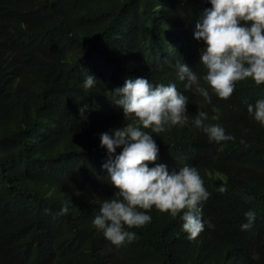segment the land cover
Instances as JSON below:
<instances>
[{
  "label": "trees",
  "instance_id": "16d2710c",
  "mask_svg": "<svg viewBox=\"0 0 264 264\" xmlns=\"http://www.w3.org/2000/svg\"><path fill=\"white\" fill-rule=\"evenodd\" d=\"M205 7L207 0H0V264H264V127L244 103L264 99V86L240 81L228 100L209 89L208 104L175 75L177 62L204 72L193 31ZM87 74L98 80L89 90ZM137 77L175 83L190 120L215 109L220 119L211 122L235 138L209 143L191 123L153 134L156 163L196 167L210 193L194 241L179 217L155 209L150 224L131 229L138 239L120 248L92 226L99 202L114 193L99 136L123 126L113 91ZM64 205L68 214L57 215ZM250 210L254 226L241 231Z\"/></svg>",
  "mask_w": 264,
  "mask_h": 264
},
{
  "label": "clouds",
  "instance_id": "9594fccd",
  "mask_svg": "<svg viewBox=\"0 0 264 264\" xmlns=\"http://www.w3.org/2000/svg\"><path fill=\"white\" fill-rule=\"evenodd\" d=\"M207 3L210 7L202 10L193 31V38L203 44L199 57L203 74L198 77L185 62H177L174 68L186 91L211 104L209 89L217 98L228 100L240 81L251 80L258 87L264 86V0H207ZM97 81L87 74L83 88L89 90ZM113 93L116 99L112 102L122 109L124 124L101 133L99 139L108 156L102 169L114 193L99 202L92 226L120 248L138 239L131 229L150 224L149 213L155 209L179 217L187 239L196 240L204 231L203 204L210 193L196 167L186 164L178 170H169L166 164L156 163L159 146L153 134L158 136L191 123L209 143L221 144L235 138L226 134L220 124L211 122L220 119L215 109L211 116L197 110L190 120L188 98L177 90L175 83L153 85L149 78L137 77L126 79ZM244 103L249 116L264 127V99ZM87 110V105L79 109L82 116ZM218 191L223 194L226 188L221 186ZM68 212L69 207L64 205L57 215ZM245 219L241 231L254 226L256 213L246 212Z\"/></svg>",
  "mask_w": 264,
  "mask_h": 264
}]
</instances>
